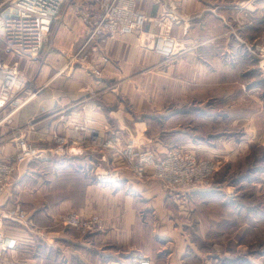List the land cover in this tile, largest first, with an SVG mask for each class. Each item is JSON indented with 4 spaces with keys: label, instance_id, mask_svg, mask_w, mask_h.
Returning a JSON list of instances; mask_svg holds the SVG:
<instances>
[{
    "label": "crops",
    "instance_id": "1",
    "mask_svg": "<svg viewBox=\"0 0 264 264\" xmlns=\"http://www.w3.org/2000/svg\"><path fill=\"white\" fill-rule=\"evenodd\" d=\"M88 5L85 10L92 13L98 10L97 3ZM139 8L153 16L159 6L153 0H140ZM181 8L190 18L184 24L174 25L171 34L178 45L199 36L204 45L222 35L214 33L212 18L224 22L226 18L234 20L246 16L251 20L260 19L264 14V0H181ZM158 31L156 25L147 22L136 33L110 39L106 52L110 59L113 53L116 56L124 52L133 56L136 52L137 60L145 58L147 53L162 55L151 46ZM182 50V46L177 47L171 55H183ZM230 52L238 53L234 47ZM227 64L240 68V58ZM65 69L66 66L60 68L43 82L25 104L8 116L12 136L4 143L0 138V158L9 159L14 155L18 133H26L41 147H51L52 135L63 132L68 122L89 121L106 135L127 136L122 126L113 127L96 102L82 98V90L88 89L85 83L78 80L56 83ZM247 84L249 90L254 88L252 81ZM4 114L0 113V118ZM141 143L145 145L144 140ZM48 156V159H35L21 165L12 175L7 192L0 197V221L4 210L17 200L30 217L27 226L2 218L7 231L19 238L20 245L4 254L0 264H129L139 256L148 257L151 264H215L228 260L233 264H260L259 260L264 261V247L259 254L256 250V212L251 207L246 212L237 207L238 215L243 212L249 217L243 221L239 217L232 219L234 232H237L232 244L228 245L227 238L225 245L214 243L208 248L204 240L199 243L193 238L190 232L193 208L189 209L187 203H192L202 193L214 194L218 190L208 187L183 191L184 201L179 204L162 190L156 179H138L129 169L123 170L116 183L99 182L91 167L97 161L106 166L104 159L96 160L91 155H56L50 151ZM108 157L112 158L110 154ZM219 189L224 196L231 194L229 189ZM64 210L86 215L99 213L105 219L106 229L80 235L74 228L60 227L53 221V215Z\"/></svg>",
    "mask_w": 264,
    "mask_h": 264
},
{
    "label": "rangeland",
    "instance_id": "2",
    "mask_svg": "<svg viewBox=\"0 0 264 264\" xmlns=\"http://www.w3.org/2000/svg\"><path fill=\"white\" fill-rule=\"evenodd\" d=\"M92 3L97 0H67L34 59L7 55L0 44V58L17 61L28 79L21 97L34 95L43 82L66 66L55 82L85 83L88 89L82 90V98L96 102L113 127L122 126L127 131L126 137L120 135L123 139L133 137L141 147L161 153L181 146L200 156H217L221 164L214 172L210 188L219 192L209 196L202 193L187 203L189 209L193 208L190 232L199 243L204 240L208 248L214 243L225 245L227 238H231L228 245L232 244L233 238H237L232 219L239 217L243 221L249 217L243 212L238 215L236 209L246 212L251 207L256 212L259 254L264 247V65H260L255 49L264 44V14L262 20L246 16L226 18L224 22L212 18L214 33L222 35L204 45L200 36L181 41L176 46L183 47V55L147 53L137 60L136 52L134 56L124 52L116 56L113 53L110 59L105 49L107 41L100 53L94 55L97 60L103 54L108 57L102 63L101 76H97L79 62L67 65L69 56L76 53L86 38L83 16L90 12L85 7ZM233 47L238 51L235 55L230 52ZM238 58L240 68L227 64ZM250 81L255 84L249 90ZM7 121L0 125L1 143L12 136ZM156 180L169 194L163 182ZM219 187L229 189L233 196H224ZM174 199L179 204L184 201Z\"/></svg>",
    "mask_w": 264,
    "mask_h": 264
},
{
    "label": "built area",
    "instance_id": "3",
    "mask_svg": "<svg viewBox=\"0 0 264 264\" xmlns=\"http://www.w3.org/2000/svg\"><path fill=\"white\" fill-rule=\"evenodd\" d=\"M67 0H0V44L7 55L34 59L42 50L54 20ZM140 0H97L96 12H86L83 22L86 38L76 53L69 56L70 65L75 62L101 76L102 63L106 55L97 60L103 44L120 35H129L142 30L147 22L158 27L153 47L163 55H171L178 44L171 34L174 25L184 24L190 18L181 8V0H153L159 9L153 16L139 8ZM255 53L264 65V44L258 45ZM28 79L17 61L0 58V122L7 119L15 109L25 104L31 96L26 91ZM68 122V121H67ZM15 153L9 159L0 158V197L7 192L12 175L21 165L35 160L48 159V151L56 155H95L104 159L106 166L98 161L91 167L96 180L101 183H116L124 169H129L138 179H159L169 195L183 198V191L193 188H208L221 160L217 156H200L196 151L181 146L168 149L160 156L149 147H141L133 137L106 135L89 121L68 122L65 130L54 133L51 147H41L26 133L15 138ZM112 158H109L108 155ZM3 219L27 226L30 217L20 201L4 210ZM0 221V260L2 256L20 245L19 238L7 231ZM60 227H71L82 235L103 232L106 229L104 217L99 213L82 214L65 210L53 215ZM129 264H151L148 257L139 256Z\"/></svg>",
    "mask_w": 264,
    "mask_h": 264
},
{
    "label": "bare ground",
    "instance_id": "4",
    "mask_svg": "<svg viewBox=\"0 0 264 264\" xmlns=\"http://www.w3.org/2000/svg\"><path fill=\"white\" fill-rule=\"evenodd\" d=\"M153 47V45H151ZM30 99V98H29Z\"/></svg>",
    "mask_w": 264,
    "mask_h": 264
}]
</instances>
